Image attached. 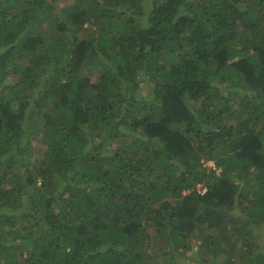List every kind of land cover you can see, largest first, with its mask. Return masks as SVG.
<instances>
[{"label": "trees", "instance_id": "obj_1", "mask_svg": "<svg viewBox=\"0 0 264 264\" xmlns=\"http://www.w3.org/2000/svg\"><path fill=\"white\" fill-rule=\"evenodd\" d=\"M200 241L264 264V0H0V264Z\"/></svg>", "mask_w": 264, "mask_h": 264}, {"label": "rangeland", "instance_id": "obj_2", "mask_svg": "<svg viewBox=\"0 0 264 264\" xmlns=\"http://www.w3.org/2000/svg\"><path fill=\"white\" fill-rule=\"evenodd\" d=\"M62 2L63 3L64 2H67V0H61V4H62ZM54 64H57V63H53V65ZM30 67H31V65H30ZM144 77L145 76H143L142 78H144ZM146 79L147 78L145 77L144 78V81H143L144 82L143 83V88L146 87V86L147 87L152 86V85H149L148 86V82L149 81L146 80ZM147 87H146V89H147ZM206 164H208L209 166H213V167L215 165V163L213 161H207ZM218 171H220V169H218ZM216 234H217V231L215 230V228H213V229H211L209 231V235H211V236H214L215 237ZM226 237H227V235H225L223 233H220V237L217 240L224 239ZM228 238H229V236H228ZM231 238H232V236H231ZM232 240L233 239H230V241H232ZM234 240H235V238H234ZM192 247H193L192 250L190 252H188V254L184 255V257L185 256L186 257H185V260L183 261V263H181V264H200L198 261H200L202 259L201 256L203 255V253L205 251L206 245L202 241H200V242H198V244H194ZM221 248H222V246H221ZM159 258L160 259L162 258L161 254H159Z\"/></svg>", "mask_w": 264, "mask_h": 264}, {"label": "built area", "instance_id": "obj_3", "mask_svg": "<svg viewBox=\"0 0 264 264\" xmlns=\"http://www.w3.org/2000/svg\"><path fill=\"white\" fill-rule=\"evenodd\" d=\"M214 167H215V165H214Z\"/></svg>", "mask_w": 264, "mask_h": 264}]
</instances>
